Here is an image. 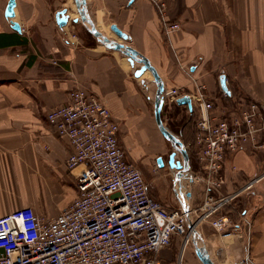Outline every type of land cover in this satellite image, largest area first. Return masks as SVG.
<instances>
[{
	"label": "crops",
	"instance_id": "1",
	"mask_svg": "<svg viewBox=\"0 0 264 264\" xmlns=\"http://www.w3.org/2000/svg\"><path fill=\"white\" fill-rule=\"evenodd\" d=\"M164 1L167 18L180 25L168 36L149 0L85 3L100 32L117 39L109 29L113 23L127 33L129 40L122 42L150 61L166 88L190 95L192 104L198 84L205 87V98L220 116L232 117L247 102L264 100V0ZM6 2L0 0V216L30 206L38 215L54 217L76 196L82 165L67 167L69 141L56 133L47 112L66 103L74 87L93 92L117 121L119 144L132 160L133 154L146 155L145 143L154 138L147 110L151 96L143 92L152 79L143 74L135 78L132 72L140 64L132 68L119 51L105 49L79 21L73 22L77 11L66 6L68 0H15L13 20L20 32L3 15ZM58 4L69 14L61 28L54 19V12L62 8ZM220 73L229 90L226 96L219 86ZM188 136L191 145L194 132ZM188 156L192 171L198 170L194 152ZM220 172L223 194L254 176L262 177L251 191L223 207L238 226L234 233L224 237L210 221H201L196 226L197 245L212 264H264V151L246 144L226 153ZM151 194L171 206L159 190ZM173 197L176 207L174 192ZM201 198L202 186L191 185L189 206H198ZM178 256L180 264H203L191 241L182 249L181 238L174 236L159 257L176 264Z\"/></svg>",
	"mask_w": 264,
	"mask_h": 264
},
{
	"label": "built area",
	"instance_id": "2",
	"mask_svg": "<svg viewBox=\"0 0 264 264\" xmlns=\"http://www.w3.org/2000/svg\"><path fill=\"white\" fill-rule=\"evenodd\" d=\"M149 1L165 35L180 29L177 21L167 18L164 0ZM204 90L196 85L192 104L199 169L188 176L192 186H202V198L198 206L184 211L187 174L176 176V170L169 169L177 206L163 205L149 194L139 168L126 157L118 140L119 125L105 103L85 88L70 89L68 101L50 109L46 119L69 141L67 167L82 165L76 175V196L54 217L38 215L30 206L0 216V264H166L160 249L174 236L181 238L183 249L201 221H210L224 237L234 233L238 226L222 209L251 191L262 176L223 194L220 171L226 153L243 145L264 151V100L247 102L232 117L220 116ZM181 95L177 87H170L164 98L171 104Z\"/></svg>",
	"mask_w": 264,
	"mask_h": 264
},
{
	"label": "water",
	"instance_id": "3",
	"mask_svg": "<svg viewBox=\"0 0 264 264\" xmlns=\"http://www.w3.org/2000/svg\"><path fill=\"white\" fill-rule=\"evenodd\" d=\"M73 4L75 6V9L77 11V17L72 18L73 22L79 21L85 30L90 33L97 42L101 43L105 49L107 50H117L119 51L123 56L126 57L127 62L130 64V66L133 68L135 65L140 64V66L133 71V76L135 78H139L145 71H148L150 75L152 76V81L155 85V91L153 94V97H148L149 101L153 104V120L155 123V126L161 135V137L166 140L172 147V152L168 156V166L170 168H174L176 170V176L179 174H183L185 176L187 174V181L186 183V203L187 206L184 208V211L188 209L189 206V199H190V189H191V183L188 180V176L191 175L192 169L190 166V160L188 156L187 149L184 145V143L179 138V135H176L172 131H170L164 124L161 118V110L163 107L164 97H165V91L166 87L165 84L160 77L159 73L155 69V67L150 63V61L144 57L142 54H140L138 51L133 49L131 46L127 45L126 43H123L122 41H128L129 36L127 33L119 29L115 24H111L109 26L110 31L114 34V36L119 39L118 41L115 38H109L105 36L102 32H100L94 25L93 21L91 20L87 9H86V3L85 0H73ZM14 6H15V0H7L3 15L5 19L9 22V26L17 31H21V27L19 23L14 18ZM69 14L66 12V8L63 7L61 9H58L54 12V19L55 23L58 27H63L66 22L68 21ZM142 85L145 84V80L140 81ZM218 82L221 90L225 92L226 94H229V90L227 89L226 82H225V75L223 73H220L218 76ZM175 103L178 105H185L188 109L189 114L193 112L192 107V101L191 97L188 94H183L176 98ZM177 156V157H176ZM158 167H162L164 165V162L162 161L161 157H157L156 159ZM187 228L191 229L192 225L190 221L187 219L186 221ZM198 241V235L197 231L195 229L191 230V243L195 249V253L198 256V258L201 260L203 264H212L205 249L202 247H199L197 245Z\"/></svg>",
	"mask_w": 264,
	"mask_h": 264
},
{
	"label": "rangeland",
	"instance_id": "4",
	"mask_svg": "<svg viewBox=\"0 0 264 264\" xmlns=\"http://www.w3.org/2000/svg\"><path fill=\"white\" fill-rule=\"evenodd\" d=\"M68 5L74 9V4L72 0H68L66 6ZM56 6H61V5L58 4ZM66 6L64 7L67 8ZM61 7L63 8V5ZM149 79H152L151 75ZM154 91H155V85L152 81H149V83L144 86L143 92L145 93V95L153 97ZM147 105H148L147 110L151 115V130L154 138L151 140L150 144L145 143L144 154L146 155L135 156V154L133 155L131 154L133 158L132 160L135 163V165L139 168L142 178L147 184V190L149 194L152 195L151 194L152 190H156V191L159 190L162 194H164V196L163 195L162 196L165 202L169 203L171 205L170 207H172L175 206L176 204L174 201L175 198L173 197V191H172L171 173L169 170L170 167L167 165V158L168 155L172 152V147L166 140H164L161 137L155 126L152 115V110H153L152 102L151 101L147 102ZM170 111H173L171 118L169 113ZM161 116L163 118V122L165 126L170 128V130L172 129L176 135L179 134V138L184 143L187 151L189 150V152L192 155L194 149H192L190 145H188L187 139L189 138L188 135L190 134L193 135L195 129L196 115L192 114L190 116L189 112H187V108H182V107L175 108V105H173L170 108L164 106L161 111ZM188 116L191 117L189 120H187ZM185 120L186 122L184 125L183 123ZM149 146L151 147L150 148L151 152L150 154H147L149 150ZM152 148H157V150L152 151ZM157 157L163 158L164 165L162 167H158L156 162ZM155 199L161 202L159 198L155 197ZM178 261L180 262V256H178Z\"/></svg>",
	"mask_w": 264,
	"mask_h": 264
},
{
	"label": "flooded vegetation",
	"instance_id": "5",
	"mask_svg": "<svg viewBox=\"0 0 264 264\" xmlns=\"http://www.w3.org/2000/svg\"><path fill=\"white\" fill-rule=\"evenodd\" d=\"M164 106H167L168 108H170V107L173 106V103L168 104L167 101H166L165 98H164L163 107H164ZM163 107H162V109H163ZM161 111H162V110H161ZM172 112H173V111H170V112H169V113H170V118H171ZM192 114H193V112L191 113V115H192ZM191 115H190V116H191ZM161 118H162V116H161ZM190 118H191V117L188 116L187 120H189ZM175 120H176V119H175ZM162 121H163V118H162ZM185 122H186V120H185L184 123H183L184 125H185ZM167 128H168V127H167ZM168 129L170 130V128H168ZM170 131L173 132L172 129H171ZM173 133H174V132H173ZM178 135H179V134H178ZM181 135H182V134H181ZM168 156H169V155H168ZM162 160H163V158H162ZM167 161H168V158H167Z\"/></svg>",
	"mask_w": 264,
	"mask_h": 264
},
{
	"label": "bare ground",
	"instance_id": "6",
	"mask_svg": "<svg viewBox=\"0 0 264 264\" xmlns=\"http://www.w3.org/2000/svg\"><path fill=\"white\" fill-rule=\"evenodd\" d=\"M74 15H77V14H74ZM108 32H109V31H108ZM137 68H138V67H136L135 69H137ZM135 69H134V70H135ZM134 70H133V71H134ZM132 73H133V72H132ZM142 77L150 78V74L148 73V71H146V72L143 73ZM162 161H163V160H162ZM167 165H168V163H167ZM171 169H175V167H174V168H171Z\"/></svg>",
	"mask_w": 264,
	"mask_h": 264
},
{
	"label": "trees",
	"instance_id": "7",
	"mask_svg": "<svg viewBox=\"0 0 264 264\" xmlns=\"http://www.w3.org/2000/svg\"><path fill=\"white\" fill-rule=\"evenodd\" d=\"M193 114H194V112H193ZM194 131H195V129H194ZM190 147L193 149V143H191ZM188 149H189V147H188ZM187 152L189 153V155H191V153L189 152V150Z\"/></svg>",
	"mask_w": 264,
	"mask_h": 264
}]
</instances>
